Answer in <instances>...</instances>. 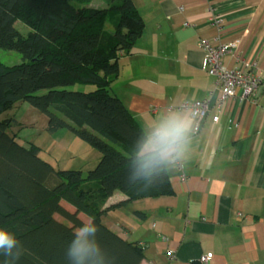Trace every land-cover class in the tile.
Here are the masks:
<instances>
[{
    "label": "trees",
    "instance_id": "1",
    "mask_svg": "<svg viewBox=\"0 0 264 264\" xmlns=\"http://www.w3.org/2000/svg\"><path fill=\"white\" fill-rule=\"evenodd\" d=\"M91 1L0 0V48L23 57L14 65L0 60V116L26 101L47 115L50 132L65 128L101 153L86 174L57 170L37 144L25 147L9 132L14 118H0V229L20 240L18 264H68V245L85 222L81 214L99 226L97 239L114 264H140L143 246L112 231L103 216L139 198L174 193L167 170L152 183L127 182L131 154L145 131L111 91L120 59L143 34L144 19L133 0H105L102 8ZM16 21L31 31L22 34ZM76 84L95 89H66ZM116 191L127 199L107 205Z\"/></svg>",
    "mask_w": 264,
    "mask_h": 264
},
{
    "label": "crops",
    "instance_id": "2",
    "mask_svg": "<svg viewBox=\"0 0 264 264\" xmlns=\"http://www.w3.org/2000/svg\"><path fill=\"white\" fill-rule=\"evenodd\" d=\"M133 2L145 28L120 59L111 91L145 132L159 114L215 90L201 38L238 40L237 55L224 63L249 61L264 75V0ZM167 172L173 194L139 198L103 216L112 231L143 246L140 264H203L207 253V264H264V90L214 108L186 159ZM126 199L116 191L107 205Z\"/></svg>",
    "mask_w": 264,
    "mask_h": 264
},
{
    "label": "clouds",
    "instance_id": "3",
    "mask_svg": "<svg viewBox=\"0 0 264 264\" xmlns=\"http://www.w3.org/2000/svg\"><path fill=\"white\" fill-rule=\"evenodd\" d=\"M201 118L199 106L187 105L169 109L153 119L131 154L130 158H134L127 182L152 183L164 171L182 163L199 132ZM99 231L93 221H85L75 229L65 254L68 264H114L97 239ZM21 256L22 245L17 236L0 229V264H18Z\"/></svg>",
    "mask_w": 264,
    "mask_h": 264
},
{
    "label": "rangeland",
    "instance_id": "4",
    "mask_svg": "<svg viewBox=\"0 0 264 264\" xmlns=\"http://www.w3.org/2000/svg\"><path fill=\"white\" fill-rule=\"evenodd\" d=\"M15 27L24 35H27L31 31L29 26L20 21H16ZM107 27L112 28L110 24ZM0 60L6 65H14L21 63L23 57L15 50L0 48ZM66 89L72 91H92L95 87L93 85L76 84L68 86ZM47 91L46 89L39 90L37 94L43 95ZM0 118L1 120L14 118L17 123L10 127L9 132L25 147L37 144L40 147L39 155L57 170L76 169L82 170L86 174L89 170L95 168L100 161L101 153L76 137L69 130L63 128L56 132H50L47 128V123L49 122L47 115L26 101L17 103L11 109L1 114ZM63 203L69 210L74 211V207L66 202ZM55 217L60 221L70 224L58 214ZM80 217L84 221H89V218L83 214Z\"/></svg>",
    "mask_w": 264,
    "mask_h": 264
},
{
    "label": "built area",
    "instance_id": "5",
    "mask_svg": "<svg viewBox=\"0 0 264 264\" xmlns=\"http://www.w3.org/2000/svg\"><path fill=\"white\" fill-rule=\"evenodd\" d=\"M214 22L221 24L222 21L215 18ZM200 44L205 52L203 69L215 77V90L204 99L184 101L177 107H200L202 118L199 121V132L214 108L221 112L229 99L238 97L245 100L264 90V75L257 71L256 65L242 60L240 67L229 68L224 63L227 54L237 55L238 40L224 42L204 37ZM212 258L213 253H207L200 256V261L207 264Z\"/></svg>",
    "mask_w": 264,
    "mask_h": 264
}]
</instances>
